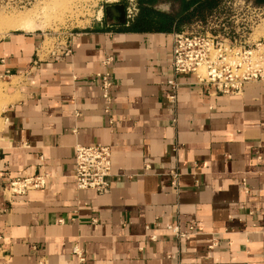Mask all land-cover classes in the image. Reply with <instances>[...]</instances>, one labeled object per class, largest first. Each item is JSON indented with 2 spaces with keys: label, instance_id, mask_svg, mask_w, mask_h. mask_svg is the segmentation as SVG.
Instances as JSON below:
<instances>
[{
  "label": "crops",
  "instance_id": "crops-1",
  "mask_svg": "<svg viewBox=\"0 0 264 264\" xmlns=\"http://www.w3.org/2000/svg\"><path fill=\"white\" fill-rule=\"evenodd\" d=\"M104 16L69 40L0 41L14 94L0 127V264H264V83L208 97L174 77L171 32L126 31L119 5ZM75 145L110 148L106 195L76 190ZM33 176L43 189L5 191Z\"/></svg>",
  "mask_w": 264,
  "mask_h": 264
},
{
  "label": "built area",
  "instance_id": "built-area-1",
  "mask_svg": "<svg viewBox=\"0 0 264 264\" xmlns=\"http://www.w3.org/2000/svg\"><path fill=\"white\" fill-rule=\"evenodd\" d=\"M116 5H124L126 25L137 16L138 0H113L100 8L96 23L101 25L107 6ZM263 24L264 5H256L253 0H221L202 18L193 19L181 25L178 31L169 33L172 41L170 66L174 77L193 76L195 85L208 97L241 96L246 85L264 83V37L257 32ZM70 37L71 33L65 38ZM69 53L66 44L61 54ZM96 78L105 112H108L113 86L111 74H97ZM167 84L173 92L167 98L174 100L176 82L170 79ZM73 159L76 190L106 195L112 174L110 148L75 145ZM45 182V176L9 179L5 191L11 197H23L28 192L43 189ZM170 230L182 239L188 237L176 229Z\"/></svg>",
  "mask_w": 264,
  "mask_h": 264
},
{
  "label": "rangeland",
  "instance_id": "rangeland-1",
  "mask_svg": "<svg viewBox=\"0 0 264 264\" xmlns=\"http://www.w3.org/2000/svg\"><path fill=\"white\" fill-rule=\"evenodd\" d=\"M111 1L113 0H0V23L5 26L0 29V41L12 34L23 32L38 33L45 38L46 44L54 38L64 40L66 35L74 31L98 25L96 19L100 17V8L110 5ZM178 4L174 5L173 11L178 10ZM168 5L161 0V8H155L159 7V12H168L173 8ZM166 7L168 9L163 10ZM102 16L103 23V13ZM25 22L32 26L19 28ZM257 32L258 36L264 37V24ZM9 82V79L0 78V127L2 112L13 101V87ZM11 83L16 84L17 80L14 79Z\"/></svg>",
  "mask_w": 264,
  "mask_h": 264
},
{
  "label": "trees",
  "instance_id": "trees-1",
  "mask_svg": "<svg viewBox=\"0 0 264 264\" xmlns=\"http://www.w3.org/2000/svg\"><path fill=\"white\" fill-rule=\"evenodd\" d=\"M167 2L171 11L159 12L154 7L161 0H138V13L129 26L125 28L134 33H161L178 31L181 25L193 19L202 18L206 12L219 5L221 0H163ZM256 5H264V0H253ZM178 4V10L173 11Z\"/></svg>",
  "mask_w": 264,
  "mask_h": 264
},
{
  "label": "bare ground",
  "instance_id": "bare-ground-1",
  "mask_svg": "<svg viewBox=\"0 0 264 264\" xmlns=\"http://www.w3.org/2000/svg\"><path fill=\"white\" fill-rule=\"evenodd\" d=\"M6 22V21H5ZM17 25V24H16ZM15 25V26H16ZM27 26H29V27H31L32 25H31V23H28V22H25L24 23V25L23 26H19V28H24V27H27ZM5 26H4V24H2V23H0V29H2V28H4ZM18 28V29H19ZM33 28V27H32Z\"/></svg>",
  "mask_w": 264,
  "mask_h": 264
},
{
  "label": "water",
  "instance_id": "water-1",
  "mask_svg": "<svg viewBox=\"0 0 264 264\" xmlns=\"http://www.w3.org/2000/svg\"><path fill=\"white\" fill-rule=\"evenodd\" d=\"M111 7H114V6H107L106 8H105V12H107ZM120 7L123 9V11H124V5H120ZM125 22V20L124 21H122V23H124ZM121 23V24H122Z\"/></svg>",
  "mask_w": 264,
  "mask_h": 264
}]
</instances>
